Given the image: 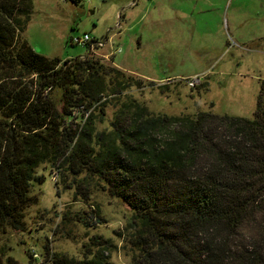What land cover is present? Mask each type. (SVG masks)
Wrapping results in <instances>:
<instances>
[{"label": "trees", "instance_id": "trees-1", "mask_svg": "<svg viewBox=\"0 0 264 264\" xmlns=\"http://www.w3.org/2000/svg\"><path fill=\"white\" fill-rule=\"evenodd\" d=\"M31 13L32 0H0V230L25 229L24 210L37 200L36 168L49 162L74 176L86 171L76 194L87 199L95 177L134 211L131 240L140 252L131 264H230L218 235L226 248L229 234L264 219V79L252 118L154 113L128 95L110 128L97 129L107 96L121 97L132 85L164 92L166 85L88 54L62 61L38 53L22 35ZM76 220L91 227L105 219L96 208ZM260 229L232 264H264ZM90 242L80 259L46 246L40 264H116L109 239ZM0 264L18 262L0 257Z\"/></svg>", "mask_w": 264, "mask_h": 264}, {"label": "rangeland", "instance_id": "rangeland-1", "mask_svg": "<svg viewBox=\"0 0 264 264\" xmlns=\"http://www.w3.org/2000/svg\"><path fill=\"white\" fill-rule=\"evenodd\" d=\"M84 33L94 41L91 45L70 41ZM22 35L35 51L50 58L65 61L88 54L127 75L166 85L164 92L157 86L132 85L121 97L107 96L97 129L110 128L114 112L128 95L154 113L195 115L202 110L252 118L264 79V0H82L79 5L32 0ZM191 77L198 80L194 86L188 84ZM52 96L60 107L61 91L54 90ZM85 175L86 171L74 176L49 162L40 163L31 186L37 200L24 210L25 229L0 230V257L40 264L47 246L80 259L92 236L100 235L109 239L114 263L131 264L138 258L139 246L131 240L138 221L134 211L95 177L87 180V199L76 194ZM96 208L103 223L87 227L76 220L81 212ZM260 227L264 229V219L262 224L258 219L247 221L225 238L226 248L218 235L230 264L245 251L243 244L252 249L251 236L256 237Z\"/></svg>", "mask_w": 264, "mask_h": 264}, {"label": "built area", "instance_id": "built-area-1", "mask_svg": "<svg viewBox=\"0 0 264 264\" xmlns=\"http://www.w3.org/2000/svg\"><path fill=\"white\" fill-rule=\"evenodd\" d=\"M71 42L73 44H82L85 46H89L91 45V43H93L94 41L91 39L90 35L88 33H84L83 36L78 37V36H72L71 37ZM95 42H98L99 44H101L100 41L95 40ZM188 84L190 86H194L196 85L195 83L198 81L196 77H191L187 79Z\"/></svg>", "mask_w": 264, "mask_h": 264}]
</instances>
